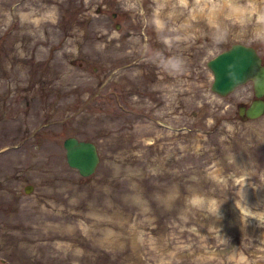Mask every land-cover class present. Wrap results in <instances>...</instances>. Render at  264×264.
Listing matches in <instances>:
<instances>
[{"label": "rangeland", "instance_id": "rangeland-1", "mask_svg": "<svg viewBox=\"0 0 264 264\" xmlns=\"http://www.w3.org/2000/svg\"><path fill=\"white\" fill-rule=\"evenodd\" d=\"M234 43L264 63V0H0V264H264V114L206 66Z\"/></svg>", "mask_w": 264, "mask_h": 264}, {"label": "water", "instance_id": "water-1", "mask_svg": "<svg viewBox=\"0 0 264 264\" xmlns=\"http://www.w3.org/2000/svg\"><path fill=\"white\" fill-rule=\"evenodd\" d=\"M213 74L211 91L226 96L238 86L252 83L254 98L248 106L240 104L237 113L242 120H254L264 114V64L256 49L241 43L232 44L206 63ZM66 163L83 176H90L99 162L96 145L69 136L63 141ZM25 187V192H30Z\"/></svg>", "mask_w": 264, "mask_h": 264}, {"label": "bare ground", "instance_id": "bare-ground-1", "mask_svg": "<svg viewBox=\"0 0 264 264\" xmlns=\"http://www.w3.org/2000/svg\"><path fill=\"white\" fill-rule=\"evenodd\" d=\"M180 1H183V0H180ZM228 2H229V0H223V4L224 5H227ZM208 16L211 17L212 14H208ZM207 21H208V23H211L212 20L211 19H207ZM209 27L212 30H214L215 32H217V30L219 29V28H215V26H212V25H210ZM227 28L234 29V23H233V25H231V28H230V26H227ZM256 29L258 30V27ZM107 235H108V237L105 238L104 244L106 243V244H112L113 245L114 241L118 242V234H116L115 232L114 233H111V232L107 233ZM226 258L230 260V259H232V255H229Z\"/></svg>", "mask_w": 264, "mask_h": 264}, {"label": "clouds", "instance_id": "clouds-1", "mask_svg": "<svg viewBox=\"0 0 264 264\" xmlns=\"http://www.w3.org/2000/svg\"><path fill=\"white\" fill-rule=\"evenodd\" d=\"M169 67H170L172 70H179V61H174V62H172V63L169 65ZM240 264H246V258L241 257Z\"/></svg>", "mask_w": 264, "mask_h": 264}]
</instances>
